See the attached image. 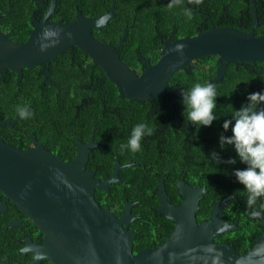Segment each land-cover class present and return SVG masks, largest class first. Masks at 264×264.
<instances>
[{
  "label": "trees",
  "instance_id": "16d2710c",
  "mask_svg": "<svg viewBox=\"0 0 264 264\" xmlns=\"http://www.w3.org/2000/svg\"><path fill=\"white\" fill-rule=\"evenodd\" d=\"M112 3L113 16L101 29H93V35L111 44L121 59L137 72L146 67L144 59H149L152 64L159 58V50L167 38L192 36L211 25L248 32L253 21L250 0H202L200 5L190 4L188 0H179L178 3L176 0H56L49 20L70 21L76 17L77 11L95 18L107 12ZM170 3L173 4L172 8L168 7ZM255 4L258 25L254 32L260 35L264 34V0H255ZM36 5L33 0H0V28L10 35L25 38L27 28H31L32 12L38 18L43 12L36 11ZM188 10L192 12L191 19L187 15ZM19 26L21 29L17 32ZM125 26L129 28L120 43ZM75 50L79 51L78 48ZM192 63L172 74L165 95L143 100H131L119 95L104 71L94 67L92 75L97 76L100 87L94 96L87 93L86 102H97L98 116L95 112L90 117L93 113L91 104H80L88 120L80 116L81 119L92 124L79 138L84 141L93 130L94 141L103 145L104 165L96 171L97 176L110 173L117 158L119 161L135 162L119 171L123 183H113L108 191L95 192L101 205L116 209V214L125 201L133 202L131 214L135 218L129 228L136 232L134 250L162 243L174 224L156 209L157 183L162 176L165 192L173 204H178L182 199L174 182L176 178L205 188L195 213L197 222L210 215L213 203L231 195L223 207L222 217L229 223L235 222L237 227L221 233L214 240L225 241L236 252L243 253L254 244L263 228L261 215H264V197L258 198L255 205L248 206V194L234 175L236 169H243L247 165L240 162L232 145L221 147L220 136L232 134L231 127L225 130L223 123L231 119L234 109L248 103V94L264 91V59L226 63L219 79L215 77L223 64L219 63L217 55H206L194 59ZM205 81L216 86L217 107L214 114L217 119L211 126H196L186 121L183 115L181 92L196 82ZM6 82L15 83V76L10 80H1L0 84ZM25 83L22 80L18 85L24 87ZM178 87H182L181 91L175 93ZM16 96L17 102H22V110L28 107L23 112L26 114L24 120L30 118L31 122H43L45 102H54L45 91L37 99L32 97L29 89L9 90L7 97L0 89L2 104L14 107ZM258 107H264V103ZM14 113L13 110L9 114ZM57 115L61 129L55 139H49L47 144L49 148H57L62 159H69L75 154L74 138L65 127V122L74 116V112L58 109ZM19 116L22 118L21 112ZM139 123L152 128V134L143 137L138 152H132L127 147L121 149L122 144H127L132 128ZM213 152L218 155L220 163L212 157ZM120 153L126 156L123 158ZM96 154L94 149L89 155V162L95 160ZM229 158H236V163H226ZM253 211L259 212L260 217H251Z\"/></svg>",
  "mask_w": 264,
  "mask_h": 264
},
{
  "label": "water",
  "instance_id": "95a60500",
  "mask_svg": "<svg viewBox=\"0 0 264 264\" xmlns=\"http://www.w3.org/2000/svg\"><path fill=\"white\" fill-rule=\"evenodd\" d=\"M250 3L253 21L248 32L211 25L192 36L167 39L159 50V58L152 64L144 59L146 67L137 72L111 44L93 35V29H101L113 16V3L98 17L89 18L77 11L74 19L60 22L48 20L56 5V0H50L40 20L31 16L32 28L24 42H13L0 30V79L4 78V66L17 71L19 80L21 68L49 61L72 46L104 71L119 95L131 100L165 95L174 72L206 55H217L223 64L215 77L219 79L226 63L264 59V34L254 32L258 25L257 8L255 0ZM128 28L124 27L120 43ZM176 43L185 45L182 54L171 51ZM92 146V137L85 145L79 141L75 156L63 160L42 145L22 149L0 137V189L46 233L62 264H211L210 256L216 253H222L219 264H264V215L263 228L254 244L238 253L231 244L214 240L237 227L222 217L231 195L213 203L210 215L197 222L195 213L205 188L182 181L177 184L182 196L178 204L168 200L162 182L157 184L156 209L174 222L169 234L162 243L133 252L135 232L128 229V222L134 218L133 202L125 201L120 216H116L96 200L95 189L108 191V185L119 179L107 175L103 180L96 179L93 171L84 170ZM208 245L213 246L214 253L204 250Z\"/></svg>",
  "mask_w": 264,
  "mask_h": 264
},
{
  "label": "flooded vegetation",
  "instance_id": "af4514ba",
  "mask_svg": "<svg viewBox=\"0 0 264 264\" xmlns=\"http://www.w3.org/2000/svg\"><path fill=\"white\" fill-rule=\"evenodd\" d=\"M33 2L34 4H37L35 10H43V12L41 13L40 18L36 17L33 12L31 16H34L35 18L40 20L47 11L50 0H33ZM41 2L43 3L42 6ZM31 28H27L28 34L25 38L20 35H10L9 32L1 28L0 30L7 34L8 38L11 41L20 43L24 42L27 39ZM20 29L21 26L17 28V32H19ZM75 48L78 47H69L66 50L58 53L49 61H43L41 63L21 68V76L19 80V74L17 71L11 69L8 66L3 67V80H10L13 75L15 76V83L6 82L0 84V89L3 91V94L6 95V97L7 91L9 90L17 91L21 88H25L29 89L32 97L37 99H40L43 91H45L46 94L50 95L51 99L54 102H45V106L42 110L44 113L43 122L39 120L31 122L30 118L24 120L26 117H18V114L27 110L28 107H25V109L22 110V102H17V96L15 97L16 102H14V107L10 106L9 104H2L0 102V137L6 143L13 146H18L22 149L35 148L39 145H42L45 150H48L52 154L59 155L61 157V155L57 152L58 149L49 148V144L47 143L49 139H55V135L61 129V122L57 115L58 109L73 111L74 116L65 122V127L74 138L73 144L75 154L77 150V143L79 141L85 145L87 144L88 138L92 137V141L95 144V146L91 147V150L88 153V159L85 162L84 170L89 169L93 171V176L96 179L103 180L104 175L109 176V178L116 177L117 180L119 179V181H112L108 185V187L113 183H123V180H121L119 177V171L125 167L134 165L135 162L119 161V159L117 158L111 166L110 173H102L100 176H97L96 171L100 170L104 165V150H102L103 145L94 141L93 130H91V132L86 136L84 141H81L79 138L80 135H83L85 133L87 126L92 124L85 121L88 120V118H85L84 110L80 104H91L93 113L90 117H92L95 112L98 116L97 102H86V98L88 97V92L91 96H94V92L97 88L100 87V84L97 76L92 75L93 68L97 65L93 64L92 59L87 54H85L79 48V51L75 50ZM146 60H148L149 63V59ZM201 65L203 64L201 63ZM89 67L90 70L88 71ZM22 80L23 82H26L24 87L18 85V83ZM181 88L182 87H178L177 90H175V93H179L181 91ZM19 98L21 99V97ZM13 110L15 111V113L13 115H10L9 113ZM80 116L85 120H82ZM6 119H8L9 122H1ZM94 149H96L97 153L96 158L94 161L89 162V155L92 151H94ZM120 156L124 158L126 154L120 153ZM72 158L63 160H70ZM162 180V176H160V181L158 182L163 183ZM181 181L185 182L184 180H177V178L174 180L176 187L177 184ZM159 183H157L158 186ZM185 183L189 184L187 182ZM97 190L98 189H95V192ZM167 198L169 200L168 195ZM121 209L117 211V214L116 209L111 210L115 215L120 216ZM134 218L130 220V222H128V229L132 231L134 230L130 229L129 225L134 220ZM48 240L49 238L47 237L46 233L40 230L39 227L7 197L3 190L0 189V264H62L55 254L54 245L50 244ZM156 245H152L150 248ZM143 249L148 248H138L137 250H134L133 248V252Z\"/></svg>",
  "mask_w": 264,
  "mask_h": 264
},
{
  "label": "clouds",
  "instance_id": "9594fccd",
  "mask_svg": "<svg viewBox=\"0 0 264 264\" xmlns=\"http://www.w3.org/2000/svg\"><path fill=\"white\" fill-rule=\"evenodd\" d=\"M178 3L179 0H176ZM188 2L200 5L202 0H188ZM169 8L173 4L168 5ZM189 19L192 12L187 11ZM47 35L55 33L47 32ZM185 45L181 43L174 44L171 51L183 53ZM182 103L184 105L183 115L186 121L198 126H211L217 119L214 111L217 107V91L215 84L211 82H196L190 88L183 89L181 92ZM247 104H242L239 109H234L231 119H226L223 128L228 130L231 127V135L220 136V145H232L235 149L240 162L247 165L243 169H236L234 175L240 184L244 186L247 192L248 206L255 205L257 199L264 197V107H258L264 103V91L249 93ZM25 113L21 112L24 118ZM153 129L145 123H139L132 128L131 135L126 145H121V149L127 147L132 152H138L141 149V140L145 135H151ZM212 157L220 163L218 155L213 152ZM226 163L235 164L236 158H229ZM235 196V194H234ZM234 198V197H233ZM253 218H259L260 213L253 211ZM207 253H214L213 246L208 245L204 249ZM222 253L211 255V264H219ZM205 259H208L207 257Z\"/></svg>",
  "mask_w": 264,
  "mask_h": 264
}]
</instances>
